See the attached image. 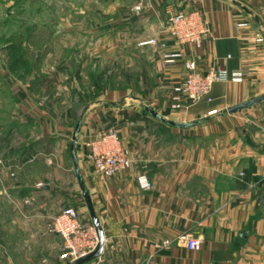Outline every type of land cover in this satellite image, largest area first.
Returning <instances> with one entry per match:
<instances>
[{
  "label": "crops",
  "instance_id": "crops-1",
  "mask_svg": "<svg viewBox=\"0 0 264 264\" xmlns=\"http://www.w3.org/2000/svg\"><path fill=\"white\" fill-rule=\"evenodd\" d=\"M88 1L52 48L7 70L0 63L10 97L0 123V264H61L63 239L49 225L65 208L92 224L72 162L80 121L78 166L104 233L102 255L86 264H264V101L225 113L264 94V0ZM168 10L198 12L208 35L175 41ZM150 39L156 46L140 45ZM169 53L228 74L211 101L171 110L169 120L191 123L183 128L146 111L170 108L185 78L182 62L163 67ZM110 130L131 167L106 177L87 154ZM141 174L150 189H140ZM183 234L201 249L189 250Z\"/></svg>",
  "mask_w": 264,
  "mask_h": 264
},
{
  "label": "built area",
  "instance_id": "built-area-1",
  "mask_svg": "<svg viewBox=\"0 0 264 264\" xmlns=\"http://www.w3.org/2000/svg\"><path fill=\"white\" fill-rule=\"evenodd\" d=\"M137 11L140 7H136ZM168 18L165 22L167 35L175 41L186 44H200L202 38L208 35V29L198 12L174 13L167 11ZM262 40V38H261ZM156 39L140 42L141 46H156ZM178 62L183 63L186 71L183 81L173 87V96L170 109L173 111H185L194 103L207 99L211 101L210 93L213 85L228 79V74L221 68H212L207 72L197 69L193 61L184 60L181 53H169L163 56V67L167 68ZM247 71L236 74L241 79ZM88 158L92 162L95 171L106 177H113L131 167V161L119 148V137L115 131H108L99 135L98 139L89 144ZM142 190L151 188V182L147 175L141 174L137 179ZM51 233L59 235L63 239L60 262L72 264L90 253L98 246L99 239L95 227L83 222L79 213L74 208H65L58 212L49 225ZM189 250L201 249V240L189 234L178 237ZM169 243V242H166Z\"/></svg>",
  "mask_w": 264,
  "mask_h": 264
},
{
  "label": "rangeland",
  "instance_id": "rangeland-1",
  "mask_svg": "<svg viewBox=\"0 0 264 264\" xmlns=\"http://www.w3.org/2000/svg\"><path fill=\"white\" fill-rule=\"evenodd\" d=\"M92 5L88 0H0L1 70L9 68V61L24 57L31 62L33 53H41L48 46L52 48L62 37L60 29L71 31L78 25L73 12L78 7L84 10L85 6ZM5 84L1 76L0 108L4 110L0 112V123L8 122L6 111L10 97Z\"/></svg>",
  "mask_w": 264,
  "mask_h": 264
},
{
  "label": "water",
  "instance_id": "water-1",
  "mask_svg": "<svg viewBox=\"0 0 264 264\" xmlns=\"http://www.w3.org/2000/svg\"><path fill=\"white\" fill-rule=\"evenodd\" d=\"M263 101H264V94L257 97V98H254L248 102H244V103L232 106V107L228 108L225 111V113H229V114L236 113V112L242 111L244 109L250 108L252 106H255V105H257ZM146 111L149 114H151L154 118H157L160 121L167 123V124H171L175 127L183 128V127H187L191 124V123H179V122H174V121L169 120V116L171 114L170 108H167L162 113H157L153 108H149V107H146ZM81 127H82V122L80 121L75 126V129H74V132L72 135V142H71L72 162H73L74 171H75L78 183L80 185L86 206L88 208V211H89L91 219H92V224L96 229L98 239H99V243H98L97 248L92 253H90V254H88V255H86V256L78 259V260H75L72 264H86V263L90 262L91 260H94V259L100 257L102 255L103 248H104V233H103L102 227L99 223L98 217L95 213V210L93 208L90 195H89V193L85 187V184H84V181L82 179V176H81V173L79 170V166H78L76 142L78 139V135L81 131Z\"/></svg>",
  "mask_w": 264,
  "mask_h": 264
}]
</instances>
